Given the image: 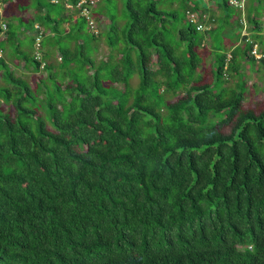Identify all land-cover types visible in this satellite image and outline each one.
Wrapping results in <instances>:
<instances>
[{
	"label": "trees",
	"instance_id": "1",
	"mask_svg": "<svg viewBox=\"0 0 264 264\" xmlns=\"http://www.w3.org/2000/svg\"><path fill=\"white\" fill-rule=\"evenodd\" d=\"M10 1L0 41L15 38ZM79 1H36L35 88L0 49V264H264V100L247 99L243 71L264 65L250 41L264 52L262 0L252 33L230 0H126L98 61ZM234 29L248 35L227 52Z\"/></svg>",
	"mask_w": 264,
	"mask_h": 264
},
{
	"label": "rangeland",
	"instance_id": "2",
	"mask_svg": "<svg viewBox=\"0 0 264 264\" xmlns=\"http://www.w3.org/2000/svg\"><path fill=\"white\" fill-rule=\"evenodd\" d=\"M36 1L37 0H20V1H10L8 3H5L4 6L7 5L5 8L6 13L3 14V17H8L13 19V30L15 33V38L12 41H0V49L3 50L4 53V60L7 62L9 68L18 76L24 77L26 80L30 82V84L35 88L36 82L39 81L40 77H46V73L44 71H36V68H34L30 63H27L24 61L23 56L29 55L32 56L35 52V47L33 43V37L35 34V15L36 13ZM253 1V0H252ZM21 3L25 4L27 9L25 11H20L21 7L19 6ZM251 4L250 0H246V9H243L242 12V18L244 20V26L248 27V31H250V24L246 20V12L247 7ZM126 0H97V4L94 8V13L97 16H100V18L97 20L98 27L102 32V37L98 41L97 50L94 54L96 60L106 59L108 54L110 53V46L108 43V37H109V28L110 23L112 22V18L116 19L118 26H124L127 21V13L125 9ZM63 6L59 5L56 8H54L55 12L58 13L62 10ZM259 9L261 12H264V1L262 0V3L259 5ZM212 11L216 14H218L217 6H212ZM20 15L21 18L14 19L16 17H13L14 15ZM210 15V14H209ZM124 24V25H123ZM66 28L69 29L70 25L65 24ZM47 33L49 32V29L47 26H43ZM235 30V31H234ZM233 32L231 30H228L229 33H231V36L233 38H230L231 36L224 35V44L223 49L227 52L231 51L233 49V46L237 44L238 42L242 44L238 48H242L243 45V33L239 34L236 32L237 30L234 29ZM227 31V32H228ZM244 32V31H243ZM111 34V33H110ZM217 34H220L218 32ZM222 35V34H221ZM216 37V36H215ZM214 37V39H215ZM1 39V38H0ZM217 43H220V41L217 40ZM96 42H90L89 46H95ZM93 52L95 48L93 47ZM91 49V53L92 52ZM239 50V49H238ZM22 51V52H20ZM213 47H210V52L208 53L205 51V57L207 58L208 62L210 63L213 58ZM57 53V52H56ZM60 54L55 55L52 59L55 60L60 58ZM59 61V60H58ZM240 61V59H239ZM243 63V62H241ZM245 69L244 71V79L246 80L248 84L247 88V99L248 100H255V101H263L264 100V65L261 64V62H255V61H247V63H244ZM0 73L3 71V68L0 67ZM240 77L237 75H233L229 78V84L231 86H235L237 82H239ZM139 83V77H134L133 84L137 85ZM0 86H12V84L5 80L0 75ZM4 106H7L5 103H3Z\"/></svg>",
	"mask_w": 264,
	"mask_h": 264
},
{
	"label": "built area",
	"instance_id": "3",
	"mask_svg": "<svg viewBox=\"0 0 264 264\" xmlns=\"http://www.w3.org/2000/svg\"><path fill=\"white\" fill-rule=\"evenodd\" d=\"M95 0H80L77 4L78 7H83L82 8V12L87 15L88 19H89V27L91 28V30H93L95 33H98L99 32V27H98V24L96 23V21L92 18V15L90 14V8H89V5H91L92 3H94ZM245 2L246 0H230V3L234 6H237V7H242L244 8L245 7ZM69 7H72V5H68ZM188 16H189V20L192 22V23H195L197 25V28L199 30H203L205 29L207 26L205 25L204 21L207 19V15L206 14H202V13H199V12H193V11H189L188 12ZM261 20L263 22V27H264V12H263V15L261 17ZM2 25H3V28H6L7 26V23L6 22H2ZM36 28L39 30L38 32V35L36 37V55L40 58L41 56V53L39 51L40 49V43H41V40H42V34L44 32V28L42 26H40L39 24L36 25ZM244 35H248V33L246 31H244L243 33ZM250 40V39H248ZM251 42H253V48H252V55L258 59V60H261L264 58V52H262L259 48V45L258 43H254L253 40H250ZM2 56V51L0 50V57ZM228 58L230 59L231 58V54H229Z\"/></svg>",
	"mask_w": 264,
	"mask_h": 264
}]
</instances>
